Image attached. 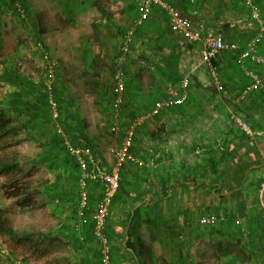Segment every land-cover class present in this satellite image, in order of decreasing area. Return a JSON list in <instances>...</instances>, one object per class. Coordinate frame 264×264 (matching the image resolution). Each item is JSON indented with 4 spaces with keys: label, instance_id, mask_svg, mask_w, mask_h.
Masks as SVG:
<instances>
[{
    "label": "crops",
    "instance_id": "1",
    "mask_svg": "<svg viewBox=\"0 0 264 264\" xmlns=\"http://www.w3.org/2000/svg\"><path fill=\"white\" fill-rule=\"evenodd\" d=\"M210 1H199L198 8L203 11L206 6L202 3L208 2L209 4ZM215 1L217 2L214 5ZM60 2L58 5L67 10L72 8L67 11L68 16L63 10H61L62 14H59L61 19L69 20L71 27L73 26L72 32L67 30L63 34L71 37V41L76 43L77 50L83 48L85 51V61L82 62L84 57L79 56L82 65H78L80 71L76 70V73L84 74V67L87 68V66L92 68L91 73L94 75L102 73L106 64L112 68L118 45L117 51L114 53L110 51V48H101L98 39L92 48L89 44L93 39L96 40L95 30L105 27L104 20L108 22V24L106 23V32L113 30L114 22L105 16L104 11L107 8L115 7L116 12L112 10V13L119 14L122 18L130 21V18L133 19L137 13L136 0H60ZM226 2L231 3L230 0L212 1L213 19L217 20V22L213 21V24H216V29L213 31L225 34L224 37L227 41L244 42L246 35L243 34V29L246 24L249 25L250 16L248 14L247 17L244 13L245 8L242 12L235 5L227 6ZM174 4L183 14L190 16V12L185 11L182 7H186L183 2L177 1ZM227 10L230 17L226 14ZM151 11L147 23L141 27L139 34L134 36L132 48L134 51H130L125 68V104L127 109L130 112L132 110L134 112L142 111L140 113L148 112L157 101L168 96V91H178L182 79L188 80L189 100L185 106H180L179 109L174 106L163 112L159 116V120L152 121L147 131H141L137 141H134L133 149L134 151L136 149V154L144 159H149L150 162L149 166H144L139 171L142 170L144 174L148 172L149 175L153 174L155 177L149 179V185L144 184L145 182L143 183L142 180L127 179L128 182L125 184L122 181L124 186L116 192L110 208V214L113 216L110 221H107V235L110 239L111 251L110 263L191 264L186 257L192 251L191 256L195 257L193 259L197 264H204L205 254H203L201 244L204 240L214 241L213 237L216 239L217 234L208 232L212 227L201 224L199 218L204 215H215L219 220L212 226H218L224 223L227 218L220 214L226 213L235 214L234 224L237 225L236 223L240 221L241 223L238 224L241 225L230 230V233L234 234L232 237L225 236L232 239L230 241H233L231 242L233 244L227 252L224 250L223 256L218 253L217 248L220 239L212 244L214 252L209 255L210 259L217 262H214L215 264H225L226 258L228 264H248V259L253 256L254 251L262 253L259 257L262 258L261 262L264 264V133L262 136L250 137L231 121L234 116V102H237L236 96L247 83L246 79L239 70L233 58L234 55L224 52L216 59V68L223 84L222 91H219L216 84L212 82L206 66L199 60L200 44H194L199 47L194 46L190 50L188 45L193 43L187 42L177 33L168 31L169 20L165 12L157 7ZM198 12L200 18L204 19L199 9ZM207 16L208 14L206 18ZM238 16L242 18H237ZM207 19H210L209 16ZM130 26L131 24L127 28ZM222 26H226V30L230 28V36L226 32L220 31ZM39 32L45 34L43 26L39 28ZM64 38L60 40L62 44L65 42ZM108 40L110 39L108 38ZM96 47L101 48L105 59H108L103 60L102 70L99 69V62L93 63L102 59L98 54L95 56ZM61 59L62 63L64 61L69 65L74 57L67 50L66 55H63ZM195 59L198 66L191 64ZM200 66L204 67L205 78L195 72L196 69H200ZM62 70L64 69L62 68ZM56 83L59 84V89L63 87V91L61 89L59 91L63 99L59 104L60 112L58 110L57 116L53 117L52 110L50 111V115L52 114L50 117L53 118L52 122L50 120V128L54 135H52L53 137L39 136V142L32 140L28 142L31 143L34 156L39 158L43 151V147H39L40 144L50 142L49 145H46L48 147L52 143L51 139L55 138L58 141V157L56 156L51 164L39 163L42 170H47L50 178V180L42 178L43 183L47 182V186H50V190L43 188L42 192L45 193L46 200H40L39 209H42V214L51 216L58 228L64 227V223H66V225L71 224L73 230L76 220L74 214L76 201L71 203L72 205L68 204L63 183L58 177L56 178L69 165L66 155L61 153L59 146H64V149L67 146L72 147L68 143L67 132L62 122L67 121L68 126L65 125V127L72 134L76 125H79V120L84 119L88 124V133L100 138L101 142L103 132L99 133L94 128L92 131L89 130L91 119L89 116L88 118L85 116L87 114L85 108H90L91 105L96 107L102 105L95 104V93L89 91L90 88L85 84V81L82 85L77 84V88H74L75 84L63 85L60 80ZM251 95L243 99L245 107L251 108L250 110L254 114L249 124L253 129L264 132V109L260 101L249 100ZM20 119L23 120L25 117L21 116ZM162 123L164 124V133L160 138H157L156 129L158 124ZM95 128L97 127L95 126ZM152 130H154V135L150 133ZM30 138L31 136L28 140ZM215 138H219L218 140H222V142L216 144L218 141H215L217 140ZM102 146L104 144L100 143V147ZM217 146L220 148V152ZM192 149L195 150V153L201 151V154L207 153L211 157L207 155V159L199 158L192 161L193 156L189 155ZM66 153L69 156L67 150ZM69 158L72 159L71 156ZM101 159L105 165L110 163V160ZM106 162L109 163L106 164ZM207 165L212 168L213 172L212 176L205 179L213 180L215 186L209 185L211 192L199 190L194 194L192 187L198 188L203 185L198 181L195 184L191 183L188 167L196 166L195 168L198 170L200 168L204 170ZM36 167L38 168L39 165ZM166 174H174V179H162V176ZM206 180H204V185ZM89 187L91 198L96 201L101 195V184L93 183ZM227 207L230 208V211ZM182 211L187 213L182 214ZM188 212L191 220L189 228L184 227L183 224ZM240 214L242 218H239ZM183 215L184 217H182ZM182 227L185 229V236H183L184 232L180 233ZM167 229L169 231H166ZM152 231L153 233H151ZM200 231H206L207 234ZM175 235L176 239L172 242L170 236ZM182 240L189 242L188 245L184 246ZM221 248L223 249V247ZM82 250L85 264H100L96 242L91 241Z\"/></svg>",
    "mask_w": 264,
    "mask_h": 264
},
{
    "label": "rangeland",
    "instance_id": "2",
    "mask_svg": "<svg viewBox=\"0 0 264 264\" xmlns=\"http://www.w3.org/2000/svg\"><path fill=\"white\" fill-rule=\"evenodd\" d=\"M199 1L201 0H198V5ZM212 1L213 0H211L209 4L208 2L202 3L206 6H202L205 7L203 11L198 8L201 16H204L202 17L204 18L202 20H204L205 26L208 29H216V24H212L213 21H216L213 19L214 16L211 9V7L213 6ZM230 1L231 3L226 2L227 6H230L231 4L232 6L235 5L242 12H244L245 8L244 13H246L248 17V9L242 3H240L239 0V2H232V0ZM21 2L25 6V19L22 20L19 16L11 14H4L1 17V22H3V31L6 32L8 36H11L15 44L16 52L14 54L13 60L19 65L20 72H22L35 83H46V73L45 69H43L44 64L42 58L39 57L40 52L36 44L38 42L42 43V41L46 40L47 38L52 46V53L50 52L49 56L54 60L55 58L53 55H55L56 60L58 61L57 70L61 74L60 83H62L63 85L67 83H70V85L75 84L74 88H77V84L82 85L84 81L87 82L89 80L102 82L103 85H106V82H111V67L107 64L105 65L103 72L96 74L97 76L91 73L92 68L88 66L87 68L84 67V74L76 73V70L80 71V69H78V65L81 64L82 56L77 50L76 43L71 41V37L63 34L67 30H70V32H72L73 26L71 27L69 20L66 19V21H64L59 17V14H62L61 10L66 11V15L68 16L67 11H70V9H72L71 7L69 8V10H67L65 7L58 5V2H60V0H58V2L57 0H22ZM216 2L217 1L214 2V5ZM254 2L257 3V6H259L261 12L264 14V0H254ZM232 6L231 8H233ZM182 7L185 11H190V8H188V6ZM115 9V7L112 9L107 8L104 11L106 18H110V20L115 24L113 30H109L108 32H106V23L108 24V22L104 20L105 27L95 30L96 40L93 39L92 43L89 44L91 48L98 39V44H100L101 48H110L111 52L116 53L117 45L119 46L121 41V30L126 29L127 26L132 23L134 18H130V21H127L126 18H122L119 14L116 15V13H112V10L113 12H116ZM207 14L210 19H207L208 16L206 18ZM226 14L229 16L228 10L226 11ZM69 16L71 15L69 14ZM237 18L241 19L242 17L238 16ZM248 24L249 25L246 24L243 29V34L246 35L244 37L245 41L239 42L240 45L241 43L243 45L254 32V25L252 21H249ZM41 26H43L46 31L42 36H40L39 32V28ZM223 31L226 32L228 36H230V28L229 30ZM105 33L110 40H108ZM63 38L65 39V42L62 44L60 40H62ZM194 46L199 47L198 45ZM131 47L133 48V43ZM101 48L96 47L95 56H97L98 54L100 55V58L102 57V59L93 63L97 64L99 62V69L102 70V63L104 62L103 60L105 59V55L103 54V50ZM132 48L131 51L133 52L134 49ZM261 49H264V42L261 45ZM67 50L69 51V54L74 57L73 61L70 60L71 64L69 65H67L68 63H65L64 61L62 63L61 59L63 55H66ZM194 55L196 57V54ZM87 60L89 62V59ZM191 64L198 66V62L196 59L192 61ZM62 68L65 71L62 70ZM180 69H182V67H180ZM203 69L204 67L200 66V69H196L195 72L199 76L205 78ZM11 92V86H2L0 88V99L10 104ZM95 107L96 106L92 105L90 106V108L86 107L85 111L87 114L85 116L87 118L89 116V118L91 119V126L89 127V130L92 131L94 128L97 129L99 133L103 132L101 143H103L104 146L100 147L101 155L104 160L108 161L111 160V158L108 154L107 148L115 144L114 138L110 136L106 131L107 126L105 125L106 120L109 117L110 108H107L105 104L103 106H97L96 108ZM7 113L8 116L11 114L10 112ZM12 117L18 119L21 116L15 117L14 115H12ZM95 126L97 128H95ZM215 139H217L215 141H218L216 142V144L222 142V140H218L219 138ZM31 148V143H29L28 141H24L11 148H8L4 152H0V157L3 156L4 153H6L7 158H13L14 155L17 160L21 161L25 157L29 160L27 163H24L25 161H21L18 167L19 169H17L15 172L0 177V208L4 210V216L7 218L10 227L16 233H27L30 237L29 240L21 242L18 239L12 240L8 236L0 234V264H85L83 262L84 253L81 251L82 248L77 250L75 246L77 245V247H79V245L72 241L70 233L71 224L66 225V223H64V227L58 228V225L57 223H55L54 219L51 216L42 214V209H39L41 202L40 200H46L44 196L45 193L42 192L43 188H45L46 190H50V186H47V182L43 183L42 178L44 177V179L47 180H50V178L47 170H42L40 164L33 163L31 161V159L34 158ZM200 152L201 151L194 153L195 155H193V160L200 156ZM107 163L109 162H106V164ZM38 165L39 167L37 168L36 166ZM143 165L144 162L141 166ZM42 173L44 174L43 176ZM57 177L58 179H60L61 183H63V189L67 195L68 204L72 205L76 201L75 197L77 193V168L75 167L74 163L69 164L68 167L63 170L62 174L57 175L56 178ZM205 183V185H203L202 187L199 186L198 188H202L207 192H211L210 186H215L213 180L208 179ZM56 198L58 199V197ZM44 204L47 205L46 203ZM233 216H235V214H233ZM237 217L239 216L237 215ZM239 218H242L241 214ZM238 223L241 222L239 221L236 223L237 225L234 224L233 226H240L241 224ZM212 225L213 224H210L208 226ZM242 225H244L243 222ZM216 227L217 230L224 228L223 224H220ZM203 233L207 234L206 231H203ZM216 234V239L213 237L214 241L210 240L208 242L204 240L201 244L203 254H205L203 258L204 264L217 263L212 258L210 259L209 255L214 252L211 246L214 242L218 241L219 237L223 250H225V252H227L233 244L231 243L233 241H230L232 239H230L229 237L226 238L220 235L218 236V232H216ZM252 254L253 256L249 257L248 259V264H262V258L259 257V255H261L262 253L253 251ZM227 261L228 259L226 258L225 264H228Z\"/></svg>",
    "mask_w": 264,
    "mask_h": 264
},
{
    "label": "built area",
    "instance_id": "3",
    "mask_svg": "<svg viewBox=\"0 0 264 264\" xmlns=\"http://www.w3.org/2000/svg\"><path fill=\"white\" fill-rule=\"evenodd\" d=\"M11 1L18 16L23 18L25 10L22 0ZM177 1L180 0H136L137 17L133 25L125 31L121 38L112 70L114 93L112 116L115 118V122L111 125L110 131L115 135L120 134L121 138L119 142L107 148L111 158L110 163L103 164L89 148L69 146L66 148L68 155L72 157L77 168L76 220L73 230L77 234L79 242H82L84 241V229L90 224V235L92 240L98 244L100 264H111L110 239L105 233V226L109 207L119 187L121 167L128 161L136 166L143 164L142 160L129 152L136 128L147 117L157 115L161 110L174 104L183 103L188 95V80L182 79L178 91H168V96L165 99L157 101L149 112L136 116L125 128H122L120 124L122 93L126 87L125 68L128 63L134 32L148 18L152 8L158 7L165 12L172 32L177 33L189 43L200 44L199 60L201 64L206 66L212 82L216 84L219 91H221L222 86L219 83L217 68L212 60L217 59L224 52H229L234 55L239 70L248 80L247 85L236 101L243 100L256 90H260L264 94V49H261L264 42V14L254 0H240L248 9L250 20L255 28L254 34L243 45H240L239 42L227 41L221 32L208 30L196 9L191 10L190 16L183 14L174 4ZM194 1L188 0L190 4H193ZM192 17L197 18V20L192 19ZM36 45L40 51L47 77L45 83L48 90L47 102L52 110L53 117H55L58 114V102L52 94V87L58 61L51 59L48 53L42 51L41 43L38 42ZM232 119H234L239 129L250 137L262 136L264 133L262 130L251 129L239 116L234 115ZM93 182L101 184V195L92 206L89 198V186ZM218 220L219 218L215 215H204L199 218L201 224L207 225L214 224Z\"/></svg>",
    "mask_w": 264,
    "mask_h": 264
},
{
    "label": "trees",
    "instance_id": "4",
    "mask_svg": "<svg viewBox=\"0 0 264 264\" xmlns=\"http://www.w3.org/2000/svg\"><path fill=\"white\" fill-rule=\"evenodd\" d=\"M180 1L183 2L186 5V7L188 6V8H190V11L192 9H196L198 11V1L197 0H195L193 4H190L188 2V0H180ZM234 1L239 2L238 0H234ZM22 5H23V3H22ZM135 6L137 8V5H135ZM23 7L25 10L24 5H23ZM154 8H152V10ZM151 13H152V11L150 12V14ZM4 14H11V15H17L18 16V13L16 12L11 0H0V88L4 85H8V86L12 87V92L10 94V96H11L10 98L12 100L10 99L11 100L10 105L8 104V102H6L4 100L2 101L0 99V152H4L8 148H11V147H13V146H15L21 142H24V141H31L32 140L34 142H39V138H38L39 136H43V137L51 136V137H53L52 135H54V133L52 134V131L50 128V120L52 122L53 118H51L52 117V114L50 115L51 108L49 107L48 102H47V95H48L47 87H46L45 83H43V82L35 83V82L31 81L26 75H24L22 72L19 71V65L16 62H14V60H13L14 54L16 52L15 44H14L11 36H8L6 34V32L3 31V22H1V17ZM198 14H199V12H198ZM136 17H137V13L134 16V19L131 23V26L133 25V22H134ZM148 18H149V16H148ZM148 18L140 26H138V28L134 32V36H137V34H139L141 27H143L147 23V21L149 20ZM23 19H25V18L23 17L22 20ZM193 19L197 20V18H193ZM81 22H83V21H81ZM215 22H217V20ZM129 28L122 30V36L125 33V31L128 30ZM167 28H168V31L172 33L171 29L168 26H167ZM226 29H227L226 26L220 27V31H223ZM213 30H215V29L213 28L212 31ZM217 31H219V30L217 29ZM42 35H43V33L41 32L40 36H42ZM122 36H121V38H122ZM133 42H134V38H133L132 43ZM39 43H41V42H39ZM41 45H42V51L46 52V53H48V55H50L52 46H51V43L47 40V38H46V40L42 41ZM188 47L191 50L194 48V44H189ZM78 51L81 54L82 58L84 57V59H83V61H84L86 58L85 54H84L85 53L84 49L82 48ZM130 51H131V49H130ZM53 56L56 59V56L55 55H53ZM39 57L41 58V55H39ZM216 61H217L216 59L212 60V63L215 66H217ZM113 66H114V62H113ZM110 69H111V82H106V85H103L102 82H95V80H92V81L89 80L87 82L85 81V84H87L88 87L90 88L89 91H92L95 93V104H97V105L101 104L102 106L105 104L107 106V108H110L109 117L107 118L106 123H105V125L107 126L106 131L109 133L110 136H112L114 138V140H115L114 143H117V142H119V139L121 138L120 134L115 135L110 131L111 125H113V123L115 122V118L112 116V104H113V99H114L113 83H112L113 67ZM95 76H97V75L95 74ZM243 77L246 79V82H248L246 76L243 75ZM60 78H61V74L59 73V71L56 68L55 72H54V85L55 86L53 85V87H52V94L58 103H61V101L63 99L62 96H60L61 93H59L60 89H61V91H63V87H60V89H59V84L56 83V81L60 80ZM218 79H219V83L221 84L222 89H223V84L220 81L219 74H218ZM46 81H47V77H46ZM246 85H247V83H245V85L239 90V93L237 94L236 99L240 95L241 91L245 88ZM57 89H59L58 92H57ZM222 89H221V91H222ZM125 91H126V87H125L124 92L122 93L123 102H122L121 107H120V110H121V112H120V124H121L122 128H125L126 125L131 123L135 119L136 116H138L139 114H142V113H140L142 111L134 112V110H132L130 112L127 109V105L125 104L126 103ZM187 91H188L187 99L183 103L174 104L173 106H171L167 109L161 110L157 115L147 117L146 120L139 127L136 128L135 134H134V139H133V144H134V141L135 140L137 141V139L139 138V133L141 131H147V129L149 128V125L152 123V121H158L159 116L162 115L163 112L170 110L174 106L177 107L178 109L180 106H185L186 102L189 100V89H188V87H187ZM190 91H191V89H190ZM249 95H251L249 100H251L252 102L257 101V100L260 101L262 108L264 109V94L260 90L253 91ZM59 106L60 105L58 104V110L60 112ZM200 109H201V111H203L202 107H200ZM250 109L251 108H248L247 106L245 107V100H240V101L234 102V106H233L234 115L240 116L242 118V120L251 129H253L249 124L250 119H252L254 117V114L251 112ZM7 112H10L11 114L8 116ZM254 112H256V110H254ZM143 113H147V112H143ZM12 115H14L15 117L23 116V117H25V119L22 120V119H20L21 117L16 119V118L12 117ZM231 121L234 122V119H232ZM62 124L64 125V128L67 132L68 143H70V145L72 147L89 148L92 151V153L94 154V156H96L98 159L102 160L101 158H103V157L101 155L100 139H98L97 137H95L91 133H88V130H87L88 124L84 119L79 120V122H78L79 125H76V128L74 131H72V134L70 133V130L67 127H65V125L68 126L67 121L62 122ZM233 124L235 126H237L235 124V122ZM163 126H164L163 123L158 124V127L156 129V131H157L156 136H158L157 138H160L162 136V134L164 133ZM253 130H255V129H253ZM104 132H105V130H104ZM150 133H151V135L155 134L154 130H152ZM29 136H31L30 140H28ZM147 136H148V134H147ZM53 139H51L52 140V143L50 144L51 148H50V146H48V147L46 146V145H49L50 142H47L46 144L42 143L39 145V147H43V151H42L41 156L39 158L35 155L34 158L31 159V161L33 163L39 164L40 162H47L48 164L49 163L51 164V161L53 159H55L56 156L58 157V155H57L58 154V148H57L58 147L57 146L58 141L55 138H53ZM194 143H196V141H194ZM133 144H132V147L129 149V152L132 155L142 159L144 162V165L141 167L136 166L132 162H129V161L127 163H125L124 165H122L121 170H120V181H119L118 190L120 187L124 186L122 181L125 182V184L128 182L127 179H133L134 178L135 180H142L143 183L145 182L144 184L149 185L148 184L149 179L155 177L153 174L149 175L148 172L144 174V172L142 170H141V172L139 171L144 166H149L150 162H149V159H146V158L144 159L141 156H139L138 154H136V149L134 151ZM59 149H60L62 154L66 155V161L69 164L74 163L73 159H70L69 156H67L66 149H64V146L63 147L59 146ZM218 151L220 152V148L218 149ZM191 152H193V153H191ZM194 153H195V150L193 151V149H192L189 152V155L193 156V155H195ZM207 155H209V157H211L210 154L202 153V154H200V156L198 158H196L195 160H192V161H196L199 158L203 159V160L207 159ZM10 158H7L6 153H4V155L0 157V177L4 176V175H8L9 173H13L17 169H19L18 167H19V164L21 161H25L24 163H27L29 161L28 158H26V157L23 158L21 161L17 160L16 157H14V155H13V158H11V159ZM195 167L196 166L188 167L189 168V170H188L189 179H190L191 183L195 184L196 181H198V183H202V185H204V180H206L209 176H212V172H213L212 168L207 165V166H205L204 170L202 168H200L198 170ZM208 169H210V170H208ZM183 178H184V175H183ZM162 179H174V174L173 175L166 174V175L162 176ZM199 181H202V182H199ZM93 183H99V182H93ZM93 183H91V184H93ZM200 187H202V186H200ZM196 188L197 187H195V188L192 187V192L194 194L198 193L199 190H203V191L205 190L202 188H197V189ZM147 189H149V188H147ZM115 196L112 199L111 205L113 204ZM89 198H90V204L93 206L95 201L92 200L91 193H90ZM76 203H77V193H76L75 204ZM111 205H110L109 210H108V216L106 217V226H105L106 235H107V227H108L107 221H110L112 216H113V214H110ZM75 206H74V209H76ZM227 208L230 211V208L229 207H227ZM73 212H74V210H73ZM189 212H191L190 209H189ZM189 212L186 215L185 219L183 220L184 227H188V228L190 227V221H191L189 218L190 216H188ZM186 213H187L186 211H182V214H186ZM207 213H210V212H207ZM220 215H225L227 217L226 221L224 223H222L224 228L217 230V227H216L217 225H215V226H211L212 229H210V231H208V232H210V233L218 232V234L220 233L219 234L220 236L232 237L234 234L232 235L230 233L231 232L230 230L232 228H235V226H233L234 225L233 214H226L225 213V214H220ZM220 215H218V216H220ZM182 217H184V215ZM89 227H90V224H88L84 229V241L79 242L77 234L74 232V230H72V227L70 226V233H71L72 241L79 245V247H77V245L75 244L76 245L75 247L77 250L80 248H84V246L87 247V245H89L91 241L93 242L92 237L90 235V228ZM211 227H209V228H211ZM184 230L185 229L182 227V229H180V233H183ZM166 231H169V230L167 229ZM200 232H203V231H200ZM151 233H153V231ZM0 234L4 235V236L5 235L8 236L12 240L18 239L21 242L30 239V237L28 236L27 233L18 234L10 227L7 218L4 216V210L1 208H0ZM73 234L75 236H72ZM183 236H185V232L183 233ZM189 236L192 237L191 235H189ZM170 239L172 240V242H174L176 239V235L170 236ZM219 239H220V237H219ZM182 242L184 243V246L187 243H189V242L183 241V240H182ZM219 242L217 243L218 253L221 256H223L225 254V252L221 248L222 247L221 242L220 243ZM180 246L182 247V244H180ZM131 249L133 250V248H131ZM81 251L83 252L82 249H81ZM191 253H193V252L191 251L187 255L188 257H186V258H188L190 260L191 264H197L195 259H193L195 257H192ZM242 254L244 255L245 253H242Z\"/></svg>",
    "mask_w": 264,
    "mask_h": 264
}]
</instances>
